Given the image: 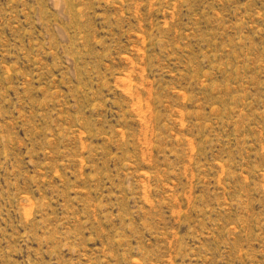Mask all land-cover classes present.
Segmentation results:
<instances>
[{"label": "rangeland", "instance_id": "1", "mask_svg": "<svg viewBox=\"0 0 264 264\" xmlns=\"http://www.w3.org/2000/svg\"><path fill=\"white\" fill-rule=\"evenodd\" d=\"M0 264H264V0H0Z\"/></svg>", "mask_w": 264, "mask_h": 264}]
</instances>
